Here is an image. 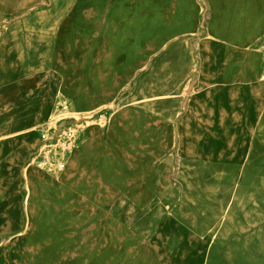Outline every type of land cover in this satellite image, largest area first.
<instances>
[{"label": "rangeland", "instance_id": "obj_1", "mask_svg": "<svg viewBox=\"0 0 264 264\" xmlns=\"http://www.w3.org/2000/svg\"><path fill=\"white\" fill-rule=\"evenodd\" d=\"M25 2L0 0L3 264H264V0Z\"/></svg>", "mask_w": 264, "mask_h": 264}, {"label": "bare ground", "instance_id": "obj_2", "mask_svg": "<svg viewBox=\"0 0 264 264\" xmlns=\"http://www.w3.org/2000/svg\"><path fill=\"white\" fill-rule=\"evenodd\" d=\"M27 2H25V3H31L32 2V0H26ZM13 9H15L14 11L16 12V11H19V9L18 8H13ZM23 12L22 13H24V14H26L25 15V17L26 16H28L29 14H31L30 12H28L27 11V9L26 8H24L23 10H22ZM16 14H18V13H16ZM17 21V23L19 22V20H16ZM30 33H32V32H30ZM12 35L13 36H16L17 35V33H12ZM43 36V35H42ZM210 37H211V34H210ZM1 89H6V91H8V92H14V93H16L17 95H18V98H19V102L21 103H25V107L23 108V109H21V110H19V113H24V112H33L34 113V111H33V107L35 106V104L36 103H32V102H30V100H29V98H25V99H21V97H20V95H19V93H18V91L16 90V88L15 87H10V88H7V87H2ZM26 103H28V106H27V104ZM52 103H46L45 104V110H43V113L44 114H47V113H49L48 111L51 109V107H50V109H49V106L51 105ZM25 109V110H24ZM41 109V108H40ZM1 110H3V111H5L4 112V114L5 115H8V116H10V117H12V115L13 114H15V112L17 111H15V109H12V108H10L9 106H7V107H4V106H2L1 104H0V111ZM22 110H24L23 112H22ZM41 111V110H40ZM34 115V114H33ZM15 116V115H14ZM35 115H34V118H33V121L32 122H34L35 121ZM1 126V125H0ZM4 131H6L5 130V126L4 127H0V143H2V141H4V135H3V133H4ZM3 144V143H2ZM1 152H2V150H1ZM0 152V153H1ZM1 159V158H0ZM7 168V167H6ZM79 168H80V163L76 160V159H71L70 161H69V173L67 174V179L72 175V174H74V173H76L78 170H79ZM3 169H5L4 168V164H3ZM85 171V170H84ZM27 201H29V202H27V204H26V208H27V206H28V204L31 202L29 199H27ZM32 203V202H31ZM18 205L16 204L15 206H14V208L13 209H15L17 212H18ZM28 209V208H27ZM29 210V209H28ZM30 212H29V217L33 214V212H34V210H33V208L31 209V210H29ZM18 217H19V215H16V219H18ZM18 222H20L19 220H18ZM31 222H29V223H27V228H30L31 227ZM6 229L5 230H12L11 228H13L14 227V225L11 223V225H8L7 227L6 226H4ZM18 227H21V222H20V225L18 226ZM15 228V227H14ZM13 228V229H14ZM2 232V231H1ZM5 232V231H4ZM5 241L7 242V240H1V238H0V259L3 261V262H1L0 264H3L4 263V261L5 262H7L8 260V257H7V255H9V253H8V251H7V249H2V246L4 245V243H5Z\"/></svg>", "mask_w": 264, "mask_h": 264}]
</instances>
